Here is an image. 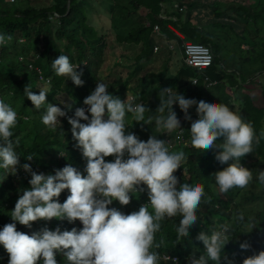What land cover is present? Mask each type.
Returning <instances> with one entry per match:
<instances>
[{
  "label": "clouds",
  "instance_id": "1",
  "mask_svg": "<svg viewBox=\"0 0 264 264\" xmlns=\"http://www.w3.org/2000/svg\"><path fill=\"white\" fill-rule=\"evenodd\" d=\"M88 1L102 8L103 3ZM176 2L169 3L187 14L190 7L185 0ZM71 3H67V13ZM205 12L212 13L209 9ZM213 17L211 14L203 22L210 23ZM171 29L176 36L168 39L159 25L154 27V35L167 43L164 48L156 43L154 56L168 54L160 69L168 64L164 80L171 74L170 79L177 76L181 81L177 88L167 85L162 90L157 109L161 115L155 118V126L164 136L180 130L176 139L185 149L173 151L160 136L145 134V142L126 131L128 126H142L141 122L145 123L143 132L154 127L153 122L150 126L151 117L145 118L149 101L136 102L132 90L121 100L108 91L107 84L98 82L84 99L85 107L68 117L76 147L87 161L86 174L54 162L50 167L54 175L37 174L30 164L23 165L31 175V187L24 189L15 203L10 213L13 223L0 229V245L9 254L8 264H57V254L65 264H264V221L250 214V209L264 208V147H258V132H264V64L260 63L264 61V46L252 50L243 43L241 50L248 54L237 53L238 60L231 57L227 66L222 61L223 53L228 52L224 45L216 53L215 43L188 40L179 30ZM8 40L11 36L0 33V46ZM188 43L208 48L210 59L204 64L189 62L185 51ZM176 56L182 64L175 69ZM51 67L57 76H66L76 86L84 83L83 73L68 55H59ZM223 67L230 70L224 72ZM243 69L249 72L242 74ZM231 72L233 78H229ZM183 82L186 84L181 87ZM24 95L40 110L46 104L47 88L41 87L35 94L25 87ZM175 111L182 120H191L189 138L183 137ZM65 116L60 107L47 103L41 122L54 128ZM17 118L13 107L0 99V170L15 172L19 163L12 139ZM109 156L113 160L106 161ZM194 177L211 181L207 185ZM64 190L69 195L60 203L54 198ZM232 193L234 200L219 217H211L210 229H205L211 196L229 202ZM253 197L256 201L243 208ZM53 218L78 221L82 228L61 231L59 227H43L31 235L17 230L16 222L31 228L34 221ZM168 223L173 224L180 241L190 238L196 245L182 255L163 249L159 236ZM198 241L203 243V252L197 251Z\"/></svg>",
  "mask_w": 264,
  "mask_h": 264
},
{
  "label": "trees",
  "instance_id": "2",
  "mask_svg": "<svg viewBox=\"0 0 264 264\" xmlns=\"http://www.w3.org/2000/svg\"><path fill=\"white\" fill-rule=\"evenodd\" d=\"M68 1L23 0L21 5L15 7L14 4H18V0L15 3L9 2L8 5L3 3L4 5L0 6V33L5 34L6 37L11 36V40L0 46V99L10 104L17 112V124L12 129V139L19 159L15 172L0 170V229L6 224L13 223L10 213L14 210L15 203L23 194V190L31 187L29 184L31 175L23 168L25 163L30 164L32 171L37 174L54 175L50 170L53 162L61 164L62 167L71 165L84 173L87 161L80 149L76 147L68 117H73L77 108L85 107L84 99L95 90L98 82L107 84L108 91L121 100L124 99L126 92L132 90L136 94V102L149 101V104L145 105L149 110L148 117L145 118L149 120L148 118L151 117L150 126L153 122L154 127L143 132L142 127L145 123L141 122L142 126H128L126 131L135 133L145 142L148 139L145 134L160 136V139L166 141L170 150L173 151L185 149L176 139L177 132L180 130L165 133L164 136L155 126V118L161 115L157 109L160 106V98L163 96L162 90L167 88V85L177 88L181 81L180 77L174 76L170 79L171 74H168V81L164 80L165 71L168 68L166 64V67L158 72L137 78L136 85L131 86L132 79L142 68L143 62L151 61L153 58L156 25L161 27L168 39L176 36L171 29L174 27L188 40L215 43L216 53L218 49L223 48V45L232 54L239 52H241L239 54H248V51L241 50L243 43L251 45L252 50L256 46H264V27L260 26V23H264V0H227V2L191 0L192 4L187 14L180 16L165 8L166 2L174 0H104L102 8L92 15L87 11L88 6H91L88 0H71L70 12L67 13ZM106 7L109 10H106ZM141 8L147 10L145 16L140 13ZM207 9L212 13L207 14L205 12ZM163 13L167 15L166 18L162 17ZM211 14H214L212 21L204 23V18H209ZM173 16H177L176 19ZM196 16L199 20L195 22ZM261 16L263 21L260 20ZM251 23L256 28L251 29ZM109 26L114 31L117 42L135 48L140 46V53L136 56L137 69L132 71L128 78L114 79L106 70V33L110 31ZM61 54L68 55L70 62L78 65L77 71L83 73L82 86L74 85L66 76H57L52 70V61ZM21 56H24L23 60L20 59ZM248 62L259 61L249 60ZM260 63L264 64V61ZM182 73L188 75L189 71L183 70ZM185 84L183 82L180 86ZM25 87L30 88L35 94L39 93L41 87H46L45 106L40 110L35 109L24 95ZM62 94L71 97L68 104L63 103L59 96ZM47 103L61 107L66 112V116L60 117L59 124L54 128H49L41 122V114L46 110ZM175 112L178 115V112ZM86 115L90 116L89 113ZM178 117L181 120L179 128L183 129V137L189 138L191 120H182L179 115ZM81 123L87 122L81 121ZM261 133L264 132L261 130L258 132L260 148L264 147V136ZM260 148L257 150L258 153H261ZM29 155L32 156L31 160L26 159ZM105 159L111 161L113 157L109 156ZM194 179L202 180L207 185L211 181L210 178L204 177H194ZM68 195V190H64L58 198L54 199L63 203ZM235 196V193H232L229 202L211 196V204L206 205L209 216L204 222L205 229H210L211 217H219ZM263 199L264 196L261 200ZM255 201V197L249 199L244 203L243 208L249 202ZM217 204L221 206V209L216 208ZM252 213L264 221V208L250 209V214ZM16 225L18 231L29 235L43 227L50 230L59 227L61 231H70L73 227L78 230L82 228L78 221L69 223L67 220L55 218L50 221H34L31 228L18 222ZM159 237L164 242L163 249L179 255L184 254L185 249L196 245L190 238L185 242L180 241L172 223L165 226ZM203 248V243L198 241L197 251L203 252ZM59 256V254L56 255L57 264H65L66 261ZM8 259L9 254L0 245V264H8Z\"/></svg>",
  "mask_w": 264,
  "mask_h": 264
},
{
  "label": "rangeland",
  "instance_id": "3",
  "mask_svg": "<svg viewBox=\"0 0 264 264\" xmlns=\"http://www.w3.org/2000/svg\"><path fill=\"white\" fill-rule=\"evenodd\" d=\"M91 1L92 2L96 1L97 4L103 3L102 0H91ZM176 1L178 3L182 2V0H176ZM185 2H186V5L188 7H190V5L192 4L191 1L185 0ZM3 3H5V5H8L9 0H4V1L0 0V6H3L4 5ZM22 3H23V0H19L18 4H14V6L16 7V5H21ZM173 7L174 6L171 3H169V2L165 3V8L168 9L169 12H172V13L176 14L177 16H180L183 14V13L176 11L178 9H176L175 7L174 8L176 10H174ZM106 10H109V9L106 7ZM87 11L90 15H92L93 13L99 11V7H98V5L96 8L93 6H90V7H88ZM146 11L147 10L144 8L140 9V13H142L144 16L146 15ZM185 14H186V12H185ZM260 20L263 21V16L260 17ZM260 26L264 27V23H260ZM253 28H256V26L253 23H251V29H253ZM109 29H110V26H109ZM251 31H253V30H251ZM242 34H244V33H242ZM106 40H107V47H106V52H105L106 70L109 73H111V76L114 79L120 78V77L127 78L132 71H135L137 69L136 56L140 53V46L135 48L134 46H129L127 44H121V43L117 42L115 39V33L112 29H110V31L106 33ZM155 43L161 45L162 48H164L165 45L167 44V43H162L158 39V37H156V36H155ZM218 50H220V49H218ZM174 54L179 55V53H174ZM168 56H169L168 54L164 55L161 53L160 55H157V56L153 55V59L151 61L143 62L142 68L136 72L135 78L132 79V85L133 86L136 85V83L138 82L137 78L143 77V76L147 75L148 73L158 72L162 67V63H165L164 60H167ZM231 57H236V61L238 60V56L236 54H232V53L225 51L222 55V61L224 63L226 62L227 66H230L231 65ZM177 58H178L177 56L174 58L175 61L173 63L174 64L173 67L175 69L178 68L182 64L181 59L177 60ZM118 64H121V65L119 66ZM229 70H230L229 67H225V68L223 67L224 72H227ZM248 72H249L248 69H243L241 71L242 74H247ZM232 74H233V72H231V74H229V78H233ZM59 96L62 99L63 103H65V104H68L71 101V97L69 95L64 96L62 94ZM127 96L129 98V100L132 99V96L130 95V93L127 94ZM126 100H127V97H126L125 101ZM258 104L260 105V103H258ZM105 119H107L106 116H105Z\"/></svg>",
  "mask_w": 264,
  "mask_h": 264
},
{
  "label": "built area",
  "instance_id": "4",
  "mask_svg": "<svg viewBox=\"0 0 264 264\" xmlns=\"http://www.w3.org/2000/svg\"><path fill=\"white\" fill-rule=\"evenodd\" d=\"M185 51L189 55V62L194 64H204L210 59L209 49L201 44L188 43Z\"/></svg>",
  "mask_w": 264,
  "mask_h": 264
}]
</instances>
